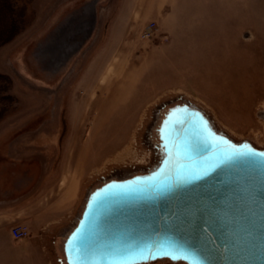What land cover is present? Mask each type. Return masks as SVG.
<instances>
[{
  "label": "rangeland",
  "instance_id": "1",
  "mask_svg": "<svg viewBox=\"0 0 264 264\" xmlns=\"http://www.w3.org/2000/svg\"><path fill=\"white\" fill-rule=\"evenodd\" d=\"M176 105L264 150V0H0V204L68 201L42 232L47 264H66L85 194L158 164L146 142ZM130 111L144 127L127 145L149 159L107 152L103 114Z\"/></svg>",
  "mask_w": 264,
  "mask_h": 264
},
{
  "label": "water",
  "instance_id": "2",
  "mask_svg": "<svg viewBox=\"0 0 264 264\" xmlns=\"http://www.w3.org/2000/svg\"><path fill=\"white\" fill-rule=\"evenodd\" d=\"M151 170L93 189L63 243L66 264H264V150L176 105Z\"/></svg>",
  "mask_w": 264,
  "mask_h": 264
},
{
  "label": "crops",
  "instance_id": "3",
  "mask_svg": "<svg viewBox=\"0 0 264 264\" xmlns=\"http://www.w3.org/2000/svg\"><path fill=\"white\" fill-rule=\"evenodd\" d=\"M55 197L53 189H45L5 206L0 204V264H47L42 232H48L57 214L71 208L64 197ZM16 224L28 227L27 239H13L10 229Z\"/></svg>",
  "mask_w": 264,
  "mask_h": 264
},
{
  "label": "bare ground",
  "instance_id": "4",
  "mask_svg": "<svg viewBox=\"0 0 264 264\" xmlns=\"http://www.w3.org/2000/svg\"><path fill=\"white\" fill-rule=\"evenodd\" d=\"M141 114H142V112H140L138 114V113H136V111L127 112L126 114H123V118H126V119H122V120H125V121L120 122V123L119 122L116 123V118L111 117L112 115H114V113L113 114L108 113V115L106 114L107 117L105 114H103L105 116V117H102V118H104V122L102 124H99V125L102 127V125L108 124V127L106 129L113 132V134H114V136H113L114 141L112 144H110L107 147V152H111V151L115 152L117 149L123 147L122 148L123 153L119 157L121 160H124V159H130V160H136L137 159L138 160V157L140 155H142L141 158L143 160L150 158L151 155H149L148 153L145 154V153H141L142 151L141 152L138 151V152H140L138 154L136 147L131 146L129 144L127 145V143L130 142V140L135 141L136 134L138 137L139 133L142 131V129L144 127L143 117H141ZM136 119H137V121H136ZM117 121H119V119ZM99 129H100V127H99ZM101 130H103V131L105 130L104 126H103V129H101ZM256 132L260 133L259 130H257ZM230 136L232 137V135H230ZM151 164H152V161L150 162V160H149L148 166H151ZM115 179H120V178H115ZM86 195L87 194H85V198H86ZM85 198L83 199V202L79 201V204L77 207V209L79 208V210H78L77 214L78 213L80 214L81 209H83V204H84ZM75 218H76V215H75ZM75 218L72 220L73 223L75 222ZM58 247H59L60 251L62 252V240L59 241Z\"/></svg>",
  "mask_w": 264,
  "mask_h": 264
},
{
  "label": "flooded vegetation",
  "instance_id": "5",
  "mask_svg": "<svg viewBox=\"0 0 264 264\" xmlns=\"http://www.w3.org/2000/svg\"><path fill=\"white\" fill-rule=\"evenodd\" d=\"M68 43V42H67ZM67 44L65 43V46H66ZM168 110V109H167ZM167 110L162 114V117H161V119H160V122H161V120H162V118H163V116H164V114L167 112ZM160 122H159V124H160ZM159 124L157 125V128H155V136H156V139H157V143H151L150 142V139L151 138H149V139H147V144H151L152 145V148H153V151L155 152L154 153V155H155V157L157 158V162L156 163H159L160 162V160L163 158V150H162V148H161V146H160V140H159V137H158V128H159ZM155 166V164L153 165V166H151V167H148V168H146V170H147V172L149 171V170H151L153 167ZM145 170V171H146ZM139 174H141V173H139ZM95 189V188H94ZM90 194V193H89ZM88 194V195H89Z\"/></svg>",
  "mask_w": 264,
  "mask_h": 264
},
{
  "label": "built area",
  "instance_id": "6",
  "mask_svg": "<svg viewBox=\"0 0 264 264\" xmlns=\"http://www.w3.org/2000/svg\"><path fill=\"white\" fill-rule=\"evenodd\" d=\"M10 233L15 240H22L29 236V229L26 225L16 224L10 229Z\"/></svg>",
  "mask_w": 264,
  "mask_h": 264
}]
</instances>
